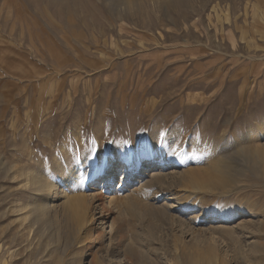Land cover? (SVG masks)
Masks as SVG:
<instances>
[{"label":"rangeland","instance_id":"1","mask_svg":"<svg viewBox=\"0 0 264 264\" xmlns=\"http://www.w3.org/2000/svg\"><path fill=\"white\" fill-rule=\"evenodd\" d=\"M259 142L264 0H0V264H112L116 244L134 240L146 251L144 261L192 264L189 250L176 256L175 226L153 219L145 226L157 255L140 231L149 219L130 211L109 215L123 229L112 241L51 238L26 221L22 205L48 198L27 176L13 177L21 157L33 154L30 177L41 171L56 194L79 169L97 168L86 179L100 181L103 164L114 169L130 149L148 166L143 180L159 159L168 162L167 174L225 161L233 180L227 192L205 194L206 205L183 210L174 190L156 202L169 200L188 221L200 214V239L186 240L215 257L213 264H264V213L226 211L234 204L264 207V160L248 151ZM125 168L112 176L114 187ZM125 179L119 194L139 187L133 174ZM216 228H232L240 238Z\"/></svg>","mask_w":264,"mask_h":264},{"label":"bare ground","instance_id":"2","mask_svg":"<svg viewBox=\"0 0 264 264\" xmlns=\"http://www.w3.org/2000/svg\"><path fill=\"white\" fill-rule=\"evenodd\" d=\"M194 145H191L190 148H193ZM24 147L25 145L22 147V149H24ZM248 151L254 154L253 156L257 155L259 160H264V144L259 142L256 146ZM181 152L182 149H178L175 151L174 155L178 156L181 154ZM127 154L128 157L126 159L124 158L125 160H120V162L116 163L117 165H115L114 169H107V167L112 165V162H108L106 164L102 163V167H106V169H103L102 173L97 176V179L100 181H95L92 184H90V180L87 181L86 178L97 172V168H90V170L86 168L87 171L79 169V171L76 173L73 172L71 179L66 182V188L57 190L56 194H54L53 190H51L50 183L44 179L45 175L41 171L32 173L33 175L30 177V172L33 170L31 168L34 162L33 154L29 153V155L26 157L27 162L22 163L24 159H26L24 155L23 158H20V165L14 164L11 166L10 171L13 174V177L17 179L18 173L23 177L24 175L27 176V181H29L30 186L34 189V191L43 190L46 192V198L51 199H46L42 202L39 201L40 203L35 201H26L25 205H22L20 208L21 210L26 209V221L28 219V222L31 226L40 224L43 231H49V236L51 238L57 239L64 234L68 239H72L73 241L75 240L77 242H80L86 238H89L88 240H96V238L103 237H107L112 241L114 239L116 240L117 237L123 232L122 227L119 226L121 225V220H119L120 217H126L128 215L127 212L130 211V213L133 214L137 219L146 217L149 219L146 221V223H143L140 228L142 235L148 239L150 238L146 234L145 226L148 230L151 228L150 219L156 220L160 223L167 222V224L169 223L172 226H175L176 229L174 228V230L178 231L180 234V243L176 244L175 247L176 256L179 260L181 257H183L181 255H183L185 251L189 250V253H187V260H189L188 263L201 264L204 258H206L203 264H213L214 262L212 263V260H215V257H213L215 255H213V259H211L209 257L210 255H205L202 253V249L195 248L191 242L186 240V236L188 235H191V239L193 240L200 239L201 235L198 232L200 229H198V224L195 223L200 219V214L195 212L192 216L193 218L190 219L191 221H188L172 211V209L175 207L174 203L170 204L168 200L162 204H158L156 200H161V198L164 197L166 193L174 190V192L171 193L174 195V198L172 199H174V202L177 203L181 209L190 210L195 208L199 203L204 205L206 203V199L204 198L205 194L216 193L219 191L224 193L228 191L226 188H228L230 182L233 180V178L229 176L230 166L222 159L216 158L210 160L209 163L206 162L207 164L204 166L186 167L179 173L173 171L167 174L165 171H163V169L167 167L168 162L166 161L165 163V160L163 161L159 159L155 161L156 164L152 166L154 170L151 171V173H148L146 180H143L139 179L140 175L142 174L141 172L145 169L147 170L148 166L145 168L142 162L136 160L137 158L134 159L135 154L133 155L131 149ZM260 155L262 156V159L260 158ZM85 159L84 161L88 160V158L86 160ZM254 159L258 160V158ZM122 163L126 165L125 169L129 176L133 174L138 178L135 182H133L140 183L139 187L137 186L135 189L130 190L131 192L127 195L119 194V192H121L120 187L124 184V181H127L125 179L126 172H124V174L121 176L119 186H113L114 179L112 176L116 174L118 176L120 164ZM158 165H160L162 169H158V167H160ZM77 168L79 167L76 165V169ZM106 171H109V173L106 174ZM82 178L84 181L81 180ZM104 181L105 184H103ZM100 183L101 185L99 186L98 184ZM26 188L27 190L29 189L28 187ZM86 188H89V190L92 191V194L86 193ZM104 191H108L110 193L108 195L109 197L103 196L105 195ZM234 205L232 208L228 207L226 209L227 216L231 214V210H237L238 213L243 214L250 213L256 215L259 213H264V207H261L262 204H259L261 205L260 207L259 205H249L248 210L238 208ZM112 214H117L119 216L117 218L119 219L116 218L114 221L110 222L109 219L111 216L109 215ZM246 223L240 224L241 227H246ZM216 230L220 231L221 233L223 232L224 234H228L231 237H237L235 236L237 232H234L232 228H216L214 230L212 229L211 231L215 232ZM237 238H240V236L238 235ZM137 239L140 240L139 237H137ZM136 241L137 240H134L132 244L129 241L126 243L127 246L123 247L120 246V243H117L116 247L118 246L117 248H121L122 250H118L117 254L112 256L109 261H111L112 264H161L160 261H153V259H151V261L148 260V258L144 261L143 257L145 256L144 253L146 251L141 246V244ZM156 244L157 243L154 242V239H150L149 247L151 250H154L157 255H159L160 248H158ZM160 244L163 245L162 243ZM209 253H211L210 250ZM100 264H103L102 260Z\"/></svg>","mask_w":264,"mask_h":264}]
</instances>
